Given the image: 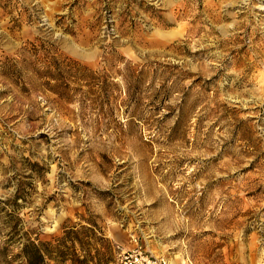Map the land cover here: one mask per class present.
<instances>
[{"label":"rangeland","instance_id":"rangeland-1","mask_svg":"<svg viewBox=\"0 0 264 264\" xmlns=\"http://www.w3.org/2000/svg\"><path fill=\"white\" fill-rule=\"evenodd\" d=\"M68 229L87 264H264V0H0V264Z\"/></svg>","mask_w":264,"mask_h":264},{"label":"trees","instance_id":"trees-1","mask_svg":"<svg viewBox=\"0 0 264 264\" xmlns=\"http://www.w3.org/2000/svg\"><path fill=\"white\" fill-rule=\"evenodd\" d=\"M62 62L58 61L56 58H49L47 60L46 65H44L43 72L46 73L47 77L53 79L55 75L61 72ZM70 69V68H67ZM86 70V68H82ZM23 165L30 172L27 177H39L42 178L43 174L46 172V167L40 165L36 161H30L27 158H22ZM12 166V164L10 163ZM24 182H18L17 186L22 185ZM29 183V182H28ZM19 194H13L12 200L13 203H16V199L19 198ZM92 236L94 237V231H91L92 228L88 229ZM67 234L66 237L60 240H56L57 242L51 243L49 241H36L33 242L31 240H26L23 242L20 247L19 254L24 261V264H46L44 263V258L47 257L51 260H56L57 264H87L86 259L84 257L78 258V256L73 255V235L75 232L72 229H68V231L64 232ZM107 250L110 253V246L107 244ZM67 261V262H66Z\"/></svg>","mask_w":264,"mask_h":264},{"label":"built area","instance_id":"built-area-1","mask_svg":"<svg viewBox=\"0 0 264 264\" xmlns=\"http://www.w3.org/2000/svg\"><path fill=\"white\" fill-rule=\"evenodd\" d=\"M116 257L120 264H164L163 259L152 258L150 254H146L140 247L120 250L117 252Z\"/></svg>","mask_w":264,"mask_h":264}]
</instances>
